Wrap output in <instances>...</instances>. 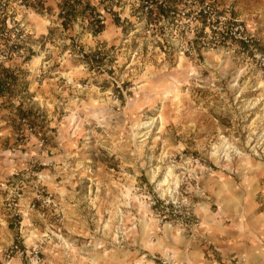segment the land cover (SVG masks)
I'll return each mask as SVG.
<instances>
[{
	"label": "rangeland",
	"instance_id": "rangeland-1",
	"mask_svg": "<svg viewBox=\"0 0 264 264\" xmlns=\"http://www.w3.org/2000/svg\"><path fill=\"white\" fill-rule=\"evenodd\" d=\"M63 1L0 0V62L20 78L0 95V264H186L169 232L233 264L200 206L264 160V0H192L169 18L87 0L98 34ZM236 20L246 39L226 32Z\"/></svg>",
	"mask_w": 264,
	"mask_h": 264
},
{
	"label": "crops",
	"instance_id": "crops-1",
	"mask_svg": "<svg viewBox=\"0 0 264 264\" xmlns=\"http://www.w3.org/2000/svg\"><path fill=\"white\" fill-rule=\"evenodd\" d=\"M264 160L259 161L251 175L244 179L230 176L215 191L218 206L210 210L200 206L204 224L210 230L212 240L225 258H245L246 264H264ZM205 208V209H204ZM169 232L161 240L164 248L175 249L186 264H211L201 246L187 250L178 248L169 240ZM159 248V247H158ZM162 249V248H161Z\"/></svg>",
	"mask_w": 264,
	"mask_h": 264
},
{
	"label": "trees",
	"instance_id": "trees-1",
	"mask_svg": "<svg viewBox=\"0 0 264 264\" xmlns=\"http://www.w3.org/2000/svg\"><path fill=\"white\" fill-rule=\"evenodd\" d=\"M168 7L158 6L159 13L168 15L171 10H176V6L173 0H168ZM63 16L65 19H72L78 14L82 15L90 25V28L94 34L102 32L105 28L104 19L98 16L95 6H93L90 1L82 0H64L62 4ZM153 11H149L147 14L152 17ZM5 23V19H4ZM6 29V28H5ZM4 35L8 36V32L2 31ZM2 35L0 40L2 39ZM9 37L5 38L6 44ZM9 41V40H8ZM243 45V44H242ZM244 46V45H243ZM20 78L15 73V69L6 66L4 63L0 62V95H4L6 91L12 90L14 87L19 85ZM23 116H27L25 112L22 113Z\"/></svg>",
	"mask_w": 264,
	"mask_h": 264
},
{
	"label": "built area",
	"instance_id": "built-area-1",
	"mask_svg": "<svg viewBox=\"0 0 264 264\" xmlns=\"http://www.w3.org/2000/svg\"><path fill=\"white\" fill-rule=\"evenodd\" d=\"M168 0H144V8L143 10L148 12L152 9H154L155 7L158 8V6H163V7H168ZM174 4L176 6V10H171V12L166 16L164 14H161L162 17H167L169 18L171 15H186V11L185 10H181L180 8V3H187L190 2L192 0H173ZM198 11L200 12V14H202L203 16H207V20L209 22V27L210 30L218 33V32H222L219 31L221 30L222 26H219L222 24L223 20L221 16H218L219 18V22L218 23H214L216 18L214 16H212L211 12L205 8L204 6H202L200 9H198ZM230 24H227L226 28V32H229L231 36H234L236 38H240V39H246L245 36V26L239 22L238 20H236L235 22H229ZM233 264H244L242 261H239L238 259L234 258L232 259ZM162 264H182L179 261H176V259L171 255L167 258L162 259Z\"/></svg>",
	"mask_w": 264,
	"mask_h": 264
},
{
	"label": "bare ground",
	"instance_id": "bare-ground-1",
	"mask_svg": "<svg viewBox=\"0 0 264 264\" xmlns=\"http://www.w3.org/2000/svg\"><path fill=\"white\" fill-rule=\"evenodd\" d=\"M204 209H205V208H204ZM175 234H176V236H178V234H177L176 232H175ZM145 243H147V240H145ZM160 246H161V244L159 243V244H158V247L161 248ZM150 247H151V245H150ZM166 254H168V253L166 252ZM168 257H169V255H168ZM176 259H177V258H176Z\"/></svg>",
	"mask_w": 264,
	"mask_h": 264
}]
</instances>
